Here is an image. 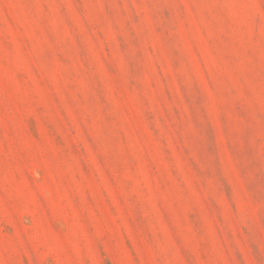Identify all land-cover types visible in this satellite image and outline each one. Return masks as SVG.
I'll use <instances>...</instances> for the list:
<instances>
[{
  "label": "rangeland",
  "instance_id": "374dc122",
  "mask_svg": "<svg viewBox=\"0 0 264 264\" xmlns=\"http://www.w3.org/2000/svg\"><path fill=\"white\" fill-rule=\"evenodd\" d=\"M0 264H264V0H0Z\"/></svg>",
  "mask_w": 264,
  "mask_h": 264
}]
</instances>
